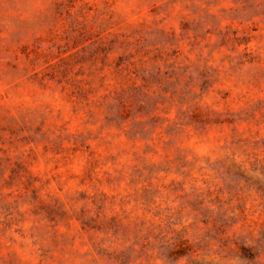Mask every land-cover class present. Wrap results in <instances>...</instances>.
I'll return each mask as SVG.
<instances>
[{"label":"rangeland","instance_id":"374dc122","mask_svg":"<svg viewBox=\"0 0 264 264\" xmlns=\"http://www.w3.org/2000/svg\"><path fill=\"white\" fill-rule=\"evenodd\" d=\"M0 264H264V0H0Z\"/></svg>","mask_w":264,"mask_h":264}]
</instances>
